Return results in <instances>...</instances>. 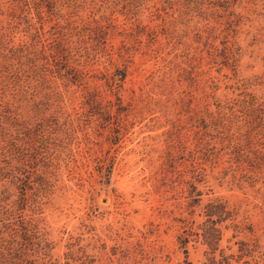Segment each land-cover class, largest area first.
I'll list each match as a JSON object with an SVG mask.
<instances>
[{"label":"rangeland","instance_id":"1","mask_svg":"<svg viewBox=\"0 0 264 264\" xmlns=\"http://www.w3.org/2000/svg\"><path fill=\"white\" fill-rule=\"evenodd\" d=\"M59 1L79 28L94 17H109L117 26L107 41L114 55L122 44L132 45L127 35L136 19L124 14L121 6L110 0ZM183 9L176 4L153 22L142 18L143 25L158 24V32L145 27L138 36L143 42H133L135 47L127 50L128 76L120 100L103 78L114 67L102 48L96 47L88 65H81L84 57L76 56L81 60L75 65L84 71L85 80L62 88L63 105L58 109L68 123L47 126L53 150L47 172L50 188L38 209L27 211L37 224L39 239L50 249H43L50 256L36 264H209L203 231L214 225L205 208L214 198L227 202L232 213L217 224L223 233L219 262L264 264V159L252 172L248 163L231 161L230 146L220 151L235 137L233 142L245 145L243 149H257L264 157V0L238 3L237 12L245 18L241 43L232 49H241L238 60L228 66L209 43L210 36L225 28L226 17L198 24V19L184 17ZM45 15V42L54 45L56 16ZM38 27L39 20L34 34ZM20 30L12 36L16 43L27 38ZM151 34L158 35V42L147 47ZM252 34L263 41L253 44ZM221 41L222 36L213 43L221 46ZM85 91H96V107L87 106ZM252 95L259 105L236 103ZM198 143L215 145L211 161L188 160V151ZM172 157L178 161L170 171ZM195 165L202 174L194 173ZM35 169L30 171L33 176ZM190 182L196 183L195 192ZM14 193L15 198L21 196L18 187ZM140 231H146V237ZM181 235L189 237V243H183ZM139 240L143 247L137 248ZM223 257L227 260L220 261Z\"/></svg>","mask_w":264,"mask_h":264},{"label":"trees","instance_id":"2","mask_svg":"<svg viewBox=\"0 0 264 264\" xmlns=\"http://www.w3.org/2000/svg\"><path fill=\"white\" fill-rule=\"evenodd\" d=\"M162 1L166 5H159ZM110 2L121 6L129 18L136 19V27L127 35L132 40V45L122 44L115 49V55L107 47L108 39L117 31V26L109 21V17L104 16L100 20L94 17L88 25L79 28L73 20L66 17L64 1L0 0V5L2 3L1 6L4 8V13L0 14L5 15V19L0 21V264H36L45 259L44 256H50L48 252L43 251L45 247L50 250L49 246L43 245L44 239H39L37 224L27 217V211L34 213L38 209L36 206L41 196L48 193L50 188L47 172L52 166L53 150L49 146L51 133L47 126L68 123L63 120L61 110L58 109L63 105L62 88L66 90L68 83L80 85L85 80L84 71L75 65L77 60H81L76 58L77 55L84 57L85 61L81 65H88L96 55V47L102 48L107 62L114 67V70L105 72L103 78L108 90L120 100V92L128 76L127 50L129 52L130 48L135 47L133 42H143L138 40V36H142L145 27H152L154 33L158 32V24L154 27L150 23L143 25L142 18L153 22L156 16L162 18L160 16L163 11L173 9L178 4L184 8L182 15L198 19V24L208 20L217 21L218 18L225 16L227 19L225 28L220 34L209 37L213 38L212 42H209L211 50L217 51L215 55L223 58L221 62L224 66H228L231 60H238L236 54L241 48H237V53L232 48L241 43L239 33L245 18L237 12V5L241 0H110ZM44 13L56 16L58 26L55 34L58 38L54 40V45L45 42L48 39L45 38L48 15L44 16ZM262 16L264 17V14ZM35 17L40 23L36 34L33 32L38 21H35ZM102 21L107 23L102 24ZM22 25L24 28L20 30ZM19 30L24 31L27 38L16 43L12 36ZM85 32H88L87 37ZM75 35L77 39L73 40ZM221 36V46H216L213 42ZM158 38L157 34H151L146 46H153L158 42ZM252 40L253 44L263 41L257 34H252ZM77 64L80 65V61ZM251 97L237 100L236 103L254 107L258 103L254 95ZM84 98L87 106L96 107V91H85ZM109 105H113L112 100L109 101ZM231 138L226 143L228 145L221 146L220 151L230 146L234 156L231 161L240 165L248 163L254 172L264 159L259 154L260 151L257 149L247 151L243 149L245 145L233 142L235 137ZM215 149V145L211 143L207 145L198 143L196 149L188 151V160L192 164L207 163L212 160L211 155L215 154ZM177 161L175 157L170 158L167 164L170 171L177 168ZM33 168H36L35 176L30 172ZM193 170L196 175L202 174L196 165ZM193 176L196 181L200 180ZM191 185L195 192L196 183ZM17 187L21 190L19 198L14 197V190ZM30 190L35 191L33 196L29 194ZM205 208L208 220L214 224L203 231L204 244L210 247L209 264H222L217 257V250L223 233L217 224L229 218L232 213L227 202L219 198L210 199ZM145 232L140 231L146 237ZM180 238H185L183 243H189V237L181 235ZM139 247H143L140 240L137 242V248ZM222 253L224 255L223 251ZM225 259L227 260L223 257L220 261ZM44 264H47L46 261Z\"/></svg>","mask_w":264,"mask_h":264}]
</instances>
